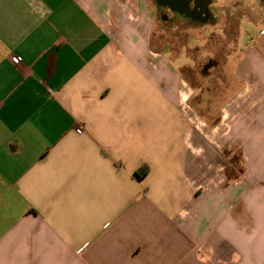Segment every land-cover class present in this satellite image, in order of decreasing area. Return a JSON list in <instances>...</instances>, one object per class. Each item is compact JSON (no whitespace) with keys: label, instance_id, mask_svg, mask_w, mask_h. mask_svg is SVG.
Masks as SVG:
<instances>
[{"label":"crops","instance_id":"0c3cea01","mask_svg":"<svg viewBox=\"0 0 264 264\" xmlns=\"http://www.w3.org/2000/svg\"><path fill=\"white\" fill-rule=\"evenodd\" d=\"M207 1L186 91L152 0H0V264H264V0Z\"/></svg>","mask_w":264,"mask_h":264},{"label":"rangeland","instance_id":"374dc122","mask_svg":"<svg viewBox=\"0 0 264 264\" xmlns=\"http://www.w3.org/2000/svg\"><path fill=\"white\" fill-rule=\"evenodd\" d=\"M157 0H152V4H156ZM153 7V6H152ZM163 13H166V10L160 9ZM161 12V13H162ZM158 18V17H157ZM154 29L163 28V31H166L168 35H166V39L170 43V47H172V52L177 55L178 57L174 58L176 65H183L186 64L184 68V77H185V84L183 85V90H189L193 86L200 85L202 89L207 88L208 82L203 80V76L209 74L208 69L211 67L212 63L209 60V49L208 44H205L203 47V42L205 37H207V33L205 31L201 32V37L195 36L191 33H186L183 29H180L179 25H175L170 30H167L163 27V22L159 19L156 20L155 16L153 18ZM192 28V27H190ZM229 34V33H228ZM232 33L228 36L230 38ZM203 38V39H202ZM193 45H197V47H193ZM226 50L223 48L220 50L217 55L218 56H225ZM231 52H235V48L232 49ZM228 56H232L229 54ZM229 57V59H230ZM194 71L196 78L194 79ZM200 80L198 76H200ZM206 83L205 86H203Z\"/></svg>","mask_w":264,"mask_h":264},{"label":"flooded vegetation","instance_id":"af4514ba","mask_svg":"<svg viewBox=\"0 0 264 264\" xmlns=\"http://www.w3.org/2000/svg\"><path fill=\"white\" fill-rule=\"evenodd\" d=\"M208 5L207 0H157V3L153 5V14L156 20L160 19L163 22L165 29L170 30L175 25H179L184 31L193 27L198 19L204 22L210 20ZM197 7L200 10H197ZM160 9L166 10V13Z\"/></svg>","mask_w":264,"mask_h":264}]
</instances>
